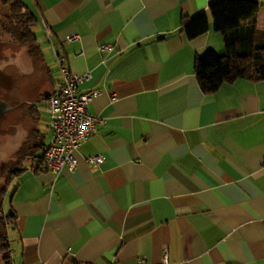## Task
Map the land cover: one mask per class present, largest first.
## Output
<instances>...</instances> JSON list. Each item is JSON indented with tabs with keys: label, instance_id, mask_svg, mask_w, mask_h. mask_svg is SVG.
<instances>
[{
	"label": "crops",
	"instance_id": "crops-1",
	"mask_svg": "<svg viewBox=\"0 0 264 264\" xmlns=\"http://www.w3.org/2000/svg\"><path fill=\"white\" fill-rule=\"evenodd\" d=\"M20 1L44 34L43 46L35 37L40 59L52 63L43 109L60 83L57 53L71 72L89 74L79 94L98 92L88 112L104 123L74 153L76 169L54 176L41 162L49 118L41 130L30 104L33 128L10 160L23 171L8 183L3 212L14 258L264 264V80L204 94L194 62L207 50L223 54L222 36L210 18L203 36L181 31L183 17L217 0ZM255 1L264 31V0ZM95 155L104 161L91 167Z\"/></svg>",
	"mask_w": 264,
	"mask_h": 264
},
{
	"label": "trees",
	"instance_id": "trees-1",
	"mask_svg": "<svg viewBox=\"0 0 264 264\" xmlns=\"http://www.w3.org/2000/svg\"><path fill=\"white\" fill-rule=\"evenodd\" d=\"M0 3L8 7L14 19H24L27 31L20 40L23 44H29L39 55L36 38L32 33V27L36 22L33 12L20 0H0ZM255 8V0H217L208 6L207 12L202 11L182 18L181 31L187 39L205 35L209 29V18L212 20L213 29L220 33L223 39V54L207 50L201 57L195 59L194 72L197 84L204 94L214 93L222 84L232 83L238 79L264 80V31L257 29ZM48 97L49 94L43 98L46 101ZM18 165L12 170L8 183L11 178L23 171L20 164ZM2 215V222L5 225L10 216H5L3 211ZM3 228L5 260L8 239L6 227Z\"/></svg>",
	"mask_w": 264,
	"mask_h": 264
},
{
	"label": "rangeland",
	"instance_id": "rangeland-1",
	"mask_svg": "<svg viewBox=\"0 0 264 264\" xmlns=\"http://www.w3.org/2000/svg\"><path fill=\"white\" fill-rule=\"evenodd\" d=\"M7 9L0 3V101L11 108L0 116V264H5L2 211H6L7 199L4 195L11 172L18 165L10 160L19 151L18 147L26 132L33 128V122L28 120L30 104L37 108L40 129L43 130L47 124L48 116L44 113L43 101L37 98L39 94L48 92L50 87L45 70L46 67L52 69L50 59L45 56L42 61L29 44L22 43L20 39L27 31L24 19H14ZM37 28L32 27V33L38 44L43 46L44 34ZM43 52L44 55L48 53L44 48ZM57 79L53 72V80Z\"/></svg>",
	"mask_w": 264,
	"mask_h": 264
},
{
	"label": "built area",
	"instance_id": "built-area-1",
	"mask_svg": "<svg viewBox=\"0 0 264 264\" xmlns=\"http://www.w3.org/2000/svg\"><path fill=\"white\" fill-rule=\"evenodd\" d=\"M78 40V36L72 37ZM110 46H102L101 50H107ZM54 62L60 76V83L49 94L45 101V112L49 118L48 129L50 139L43 150V162L54 176L61 171L73 172L77 167L74 153L80 145L92 137L97 130V125L104 120L88 112V104L98 92L79 94V85L89 78V74L78 75L69 70L62 55L54 53ZM115 100V97H111ZM104 158L101 155L88 157L86 162L91 167L102 164ZM7 221L5 225H7ZM167 256L164 251L163 262ZM5 264H24L16 260L12 251L8 248L5 253Z\"/></svg>",
	"mask_w": 264,
	"mask_h": 264
},
{
	"label": "water",
	"instance_id": "water-1",
	"mask_svg": "<svg viewBox=\"0 0 264 264\" xmlns=\"http://www.w3.org/2000/svg\"><path fill=\"white\" fill-rule=\"evenodd\" d=\"M10 110H11V108L8 105H6L4 102L0 101V116L2 113L10 111Z\"/></svg>",
	"mask_w": 264,
	"mask_h": 264
}]
</instances>
